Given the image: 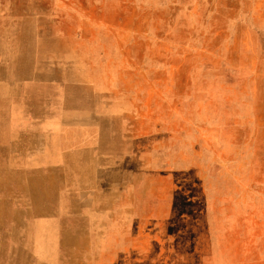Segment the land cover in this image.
<instances>
[{
	"label": "rangeland",
	"instance_id": "rangeland-1",
	"mask_svg": "<svg viewBox=\"0 0 264 264\" xmlns=\"http://www.w3.org/2000/svg\"><path fill=\"white\" fill-rule=\"evenodd\" d=\"M0 264H264V0H0Z\"/></svg>",
	"mask_w": 264,
	"mask_h": 264
},
{
	"label": "bare ground",
	"instance_id": "bare-ground-1",
	"mask_svg": "<svg viewBox=\"0 0 264 264\" xmlns=\"http://www.w3.org/2000/svg\"><path fill=\"white\" fill-rule=\"evenodd\" d=\"M35 169V168H34Z\"/></svg>",
	"mask_w": 264,
	"mask_h": 264
}]
</instances>
